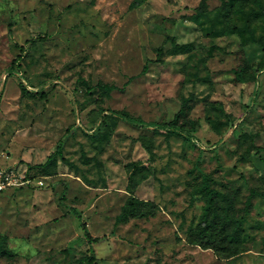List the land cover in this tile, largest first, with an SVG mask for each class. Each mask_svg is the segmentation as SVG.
<instances>
[{
    "label": "rangeland",
    "instance_id": "1",
    "mask_svg": "<svg viewBox=\"0 0 264 264\" xmlns=\"http://www.w3.org/2000/svg\"><path fill=\"white\" fill-rule=\"evenodd\" d=\"M200 2L0 0V165L49 176L45 188L0 199V264H68L91 247L98 264H264L263 198L242 254L221 258L187 240L204 206L193 197L200 172L245 195L264 175V148L242 161L247 144L233 133L239 124L264 147V53L253 44L243 53L235 33L213 36L211 21L225 26L222 2L208 0L206 18ZM232 17L249 38L264 36V23ZM240 55L263 65L245 89L234 81ZM191 94L197 131L170 134L161 125ZM132 197L153 214L120 221Z\"/></svg>",
    "mask_w": 264,
    "mask_h": 264
},
{
    "label": "trees",
    "instance_id": "2",
    "mask_svg": "<svg viewBox=\"0 0 264 264\" xmlns=\"http://www.w3.org/2000/svg\"><path fill=\"white\" fill-rule=\"evenodd\" d=\"M221 2V10L218 12L216 20L222 23L224 22L223 25L225 26L223 28L221 23L211 21L208 31L212 33L213 36L235 33L242 39L241 49L243 53H245V49L251 44L257 45L264 53V36L255 38V36L252 35V37L249 38L247 36L250 31L249 26L238 27L237 24L232 23V16L238 14L246 15L251 22L264 23V0H221ZM139 3V1L135 2L136 5H139ZM208 6V0H201L199 6L196 8L197 14L202 18H206ZM215 23L217 25H215ZM171 41L176 50L191 49V45L189 44L179 45L173 39H171ZM23 50L22 48V51ZM157 52L158 54H162L163 48H158ZM254 66L255 62H253L251 57L242 55L238 67L234 69V81L237 84H241L244 89L249 83H257L258 81L257 74L262 70L263 65L258 64L256 69ZM148 68L149 63L145 65L144 71H147ZM21 84L24 92L36 96L38 95V91L31 92L23 83ZM99 85L102 89L107 91L116 89L113 85L104 83H100ZM45 96V93L41 94V97ZM193 101H196L194 94L183 97L181 109L176 114L174 120L162 124L161 127L169 129L170 134H175L176 132H196L198 122L191 118V112L194 107ZM209 105L213 106L220 114L227 116L222 104L219 105L217 102H210ZM236 126L237 131L233 133L236 134L240 144H247L240 159H242V161L249 160V156L252 152L259 155L264 147L256 144L253 134L248 132L241 133L238 130L239 124ZM56 155V153L51 155L47 163L53 161ZM143 169L144 167L142 171ZM32 170L33 167L29 169L30 174L43 175L33 172ZM198 177L200 178V182L195 186L193 197L201 196L204 200V206L197 225L188 231V242L204 249H211L221 258H233L247 251L246 221L254 207L255 199H264V175L260 178L261 184L251 186L248 189L249 193L247 195L242 194V188L239 185L224 183L219 185L213 176L202 172H200ZM221 187L224 189H221ZM152 214L153 211L148 209V205L145 202L136 197H132L124 206L123 211L119 215V220L124 222L128 221L131 217L143 218ZM82 227L85 230L89 242L92 244L96 242L97 239L90 235L87 226L82 224ZM262 248L264 250V239L262 241ZM89 251L90 254L88 256L76 259L68 264H98L94 248L91 247Z\"/></svg>",
    "mask_w": 264,
    "mask_h": 264
},
{
    "label": "built area",
    "instance_id": "3",
    "mask_svg": "<svg viewBox=\"0 0 264 264\" xmlns=\"http://www.w3.org/2000/svg\"><path fill=\"white\" fill-rule=\"evenodd\" d=\"M47 176L30 174L29 170L20 166L2 167L0 165V194L9 189L45 188ZM49 178V177H48Z\"/></svg>",
    "mask_w": 264,
    "mask_h": 264
},
{
    "label": "crops",
    "instance_id": "4",
    "mask_svg": "<svg viewBox=\"0 0 264 264\" xmlns=\"http://www.w3.org/2000/svg\"><path fill=\"white\" fill-rule=\"evenodd\" d=\"M0 163H1V162H0ZM15 165H16V166H20L22 169H26V170H29V169H30V166H29V165H19L18 163H17V164L15 163ZM32 171L35 172L36 170L33 169ZM40 176H43V175H40ZM47 177H49V176H47ZM22 189H24V188H22ZM11 190H13V191H17V190H20V189H9V190H7V191H11ZM7 191H5V192H7ZM5 192H3L2 194H0V199H5V197H4V193H5Z\"/></svg>",
    "mask_w": 264,
    "mask_h": 264
}]
</instances>
